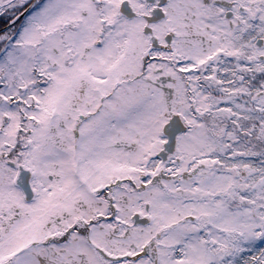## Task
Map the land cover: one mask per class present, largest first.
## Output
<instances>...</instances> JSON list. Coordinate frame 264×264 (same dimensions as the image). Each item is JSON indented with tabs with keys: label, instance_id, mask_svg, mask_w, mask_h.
Wrapping results in <instances>:
<instances>
[{
	"label": "snow or ice",
	"instance_id": "obj_1",
	"mask_svg": "<svg viewBox=\"0 0 264 264\" xmlns=\"http://www.w3.org/2000/svg\"><path fill=\"white\" fill-rule=\"evenodd\" d=\"M0 264H264V0H0Z\"/></svg>",
	"mask_w": 264,
	"mask_h": 264
}]
</instances>
